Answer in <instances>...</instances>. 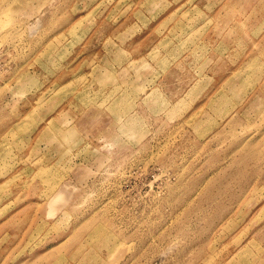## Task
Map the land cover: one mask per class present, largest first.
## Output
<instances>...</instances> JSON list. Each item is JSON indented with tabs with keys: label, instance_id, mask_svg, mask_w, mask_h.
I'll use <instances>...</instances> for the list:
<instances>
[{
	"label": "rangeland",
	"instance_id": "rangeland-1",
	"mask_svg": "<svg viewBox=\"0 0 264 264\" xmlns=\"http://www.w3.org/2000/svg\"><path fill=\"white\" fill-rule=\"evenodd\" d=\"M0 264H264V0H0Z\"/></svg>",
	"mask_w": 264,
	"mask_h": 264
}]
</instances>
